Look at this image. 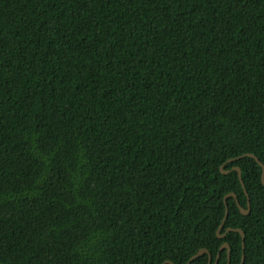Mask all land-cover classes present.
Here are the masks:
<instances>
[{
    "label": "trees",
    "instance_id": "16d2710c",
    "mask_svg": "<svg viewBox=\"0 0 264 264\" xmlns=\"http://www.w3.org/2000/svg\"><path fill=\"white\" fill-rule=\"evenodd\" d=\"M247 153L264 0H0V264H264Z\"/></svg>",
    "mask_w": 264,
    "mask_h": 264
},
{
    "label": "water",
    "instance_id": "95a60500",
    "mask_svg": "<svg viewBox=\"0 0 264 264\" xmlns=\"http://www.w3.org/2000/svg\"><path fill=\"white\" fill-rule=\"evenodd\" d=\"M244 156H250V157L255 158L256 161L262 166V182H263V184H264V164H263L262 161L258 158V156H256V155L253 154V153H247V154H244V155H240V156H238V157H235V158H229L225 163L222 164V166H221V171H222L223 173H228V170H225V169H224V166L226 165V163H227V162L234 161V160H238V159H240V158H242V157H244ZM233 169L238 171V173H239V177H240V180H241V182L243 183V180H242V169H241V167H240V166H234ZM243 186H244V184H243ZM244 187H245V186H244ZM229 196L237 197V195H236L235 192H231V193H229V194H227V195L225 196V204H226L225 216H224V218H223V220H222L221 225H220L219 228H218L217 235H218V237L222 238V237H224V236L226 235V233L229 232V231H238V232H240L241 235H242V245H243V249H244V247H245V244H244L245 233H244V231H243L242 229H240V228H232V227H229V228L226 229V232H224V233H220L221 228L223 227V225H224V223H225V221H226V219H227V217H228V214H229V207H228V203H227V198H228ZM238 205H239V207H240V209H241V211H242L243 214H248V213L250 212V201H248V207H247V208L242 207L240 203H238ZM225 248L228 249V256H229L228 264H230V244H229L228 242H224V243H222V245L220 246L214 264H217V263H218V259H219L220 253H221ZM205 253L208 254V264H212V258H213V257H212V253L210 252V250H209L208 248H201V249H200L195 255H193V256L189 259V261L187 262V264H191V262H192L195 258H197V257H199V256H201V255H203V254H205ZM244 259H245V254H244V252H243V256H242V260H241V263H240V264H242V263L244 262ZM166 263H173V262H171L170 260H167V261H165L163 264H166ZM173 264H174V263H173Z\"/></svg>",
    "mask_w": 264,
    "mask_h": 264
},
{
    "label": "flooded vegetation",
    "instance_id": "af4514ba",
    "mask_svg": "<svg viewBox=\"0 0 264 264\" xmlns=\"http://www.w3.org/2000/svg\"><path fill=\"white\" fill-rule=\"evenodd\" d=\"M226 232V231H225Z\"/></svg>",
    "mask_w": 264,
    "mask_h": 264
}]
</instances>
